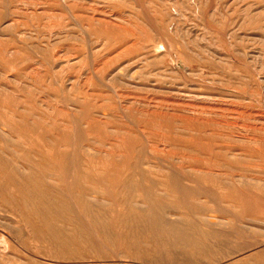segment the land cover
Here are the masks:
<instances>
[{
  "label": "rangeland",
  "instance_id": "rangeland-1",
  "mask_svg": "<svg viewBox=\"0 0 264 264\" xmlns=\"http://www.w3.org/2000/svg\"><path fill=\"white\" fill-rule=\"evenodd\" d=\"M0 264H264V0H0Z\"/></svg>",
  "mask_w": 264,
  "mask_h": 264
},
{
  "label": "bare ground",
  "instance_id": "bare-ground-1",
  "mask_svg": "<svg viewBox=\"0 0 264 264\" xmlns=\"http://www.w3.org/2000/svg\"><path fill=\"white\" fill-rule=\"evenodd\" d=\"M113 12V11H112ZM70 82V81H69ZM127 103V102H126ZM66 108V107H65ZM34 115V114H33ZM242 124V123H241ZM22 193V192H21ZM49 238V237H48Z\"/></svg>",
  "mask_w": 264,
  "mask_h": 264
}]
</instances>
